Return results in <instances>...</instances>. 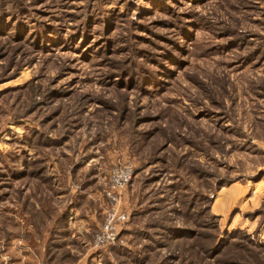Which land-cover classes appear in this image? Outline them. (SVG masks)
<instances>
[{
	"label": "rangeland",
	"instance_id": "1",
	"mask_svg": "<svg viewBox=\"0 0 264 264\" xmlns=\"http://www.w3.org/2000/svg\"><path fill=\"white\" fill-rule=\"evenodd\" d=\"M0 264H264V0H0Z\"/></svg>",
	"mask_w": 264,
	"mask_h": 264
},
{
	"label": "built area",
	"instance_id": "2",
	"mask_svg": "<svg viewBox=\"0 0 264 264\" xmlns=\"http://www.w3.org/2000/svg\"><path fill=\"white\" fill-rule=\"evenodd\" d=\"M109 219L106 223L105 230H102L99 235H97L96 243L97 244H105L109 241H115L117 238V232H115L114 222L117 221V219H125L126 216L122 215L119 218H116L113 213H110L108 215Z\"/></svg>",
	"mask_w": 264,
	"mask_h": 264
}]
</instances>
